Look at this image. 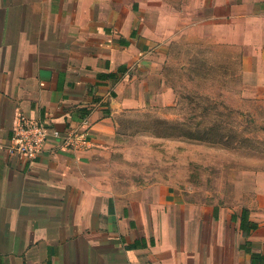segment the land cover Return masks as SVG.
Segmentation results:
<instances>
[{"label":"crops","instance_id":"crops-1","mask_svg":"<svg viewBox=\"0 0 264 264\" xmlns=\"http://www.w3.org/2000/svg\"><path fill=\"white\" fill-rule=\"evenodd\" d=\"M149 1L0 0V264H259L264 256V167L226 173L201 200L189 184L186 197L173 158L181 141L134 126L150 105L174 103L158 78L180 28L219 29L264 98V0H204L187 27ZM21 115L52 132L86 118L90 144L72 151L52 140L36 160L10 156ZM198 146L194 159L207 171L212 148ZM245 210L258 224L247 235Z\"/></svg>","mask_w":264,"mask_h":264},{"label":"rangeland","instance_id":"rangeland-1","mask_svg":"<svg viewBox=\"0 0 264 264\" xmlns=\"http://www.w3.org/2000/svg\"><path fill=\"white\" fill-rule=\"evenodd\" d=\"M203 2L150 0L148 7L160 10L161 3L182 27H187L190 16L195 20V16L201 15ZM177 31L181 32L180 37L170 44L164 70L158 78L159 88L168 91V99H174V103L150 105L134 121L137 125H133L181 141V154L173 158L176 164L179 161L182 172V195L188 197L189 184H196L199 188L193 190V195L201 200L206 198V187L220 188L226 173L233 175L237 169L264 167V98L244 79L240 52L222 42L219 29ZM205 143L212 148L207 154L211 161L207 171L205 161L194 159V152H199L198 144ZM162 148L170 151L168 145ZM201 155L204 160V151ZM170 156L164 151L163 158L168 163L172 162ZM150 158L160 160L159 155L152 153ZM211 167L214 169L209 170Z\"/></svg>","mask_w":264,"mask_h":264},{"label":"built area","instance_id":"built-area-1","mask_svg":"<svg viewBox=\"0 0 264 264\" xmlns=\"http://www.w3.org/2000/svg\"><path fill=\"white\" fill-rule=\"evenodd\" d=\"M90 124L85 118L80 127L65 131H50L40 120L21 115L15 124L7 153L27 160H36L47 151L52 140L58 149L82 151L90 144Z\"/></svg>","mask_w":264,"mask_h":264},{"label":"trees","instance_id":"trees-1","mask_svg":"<svg viewBox=\"0 0 264 264\" xmlns=\"http://www.w3.org/2000/svg\"><path fill=\"white\" fill-rule=\"evenodd\" d=\"M241 228L244 233H246V235L249 234L252 230H256L258 228V224L249 220V214L246 210L243 212ZM258 263L264 264V256L259 258Z\"/></svg>","mask_w":264,"mask_h":264}]
</instances>
